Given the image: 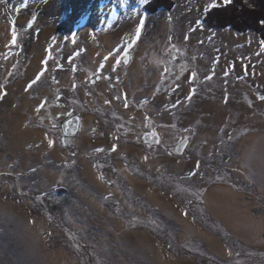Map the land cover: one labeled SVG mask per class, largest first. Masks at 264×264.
<instances>
[{"label": "rangeland", "instance_id": "374dc122", "mask_svg": "<svg viewBox=\"0 0 264 264\" xmlns=\"http://www.w3.org/2000/svg\"><path fill=\"white\" fill-rule=\"evenodd\" d=\"M92 1L0 0L4 29L0 32V89L7 87L12 94L31 89L34 98L42 88L52 94L43 99L51 103L49 110L54 104L65 110L69 105L76 108L70 102L73 98L53 95L54 78L63 74L65 66L73 67L76 75L77 64L84 62L89 50L112 55L119 48L121 56L128 51V59L120 63L126 70L134 54L143 51L147 73L158 71L163 78V86L158 85L163 91V144L173 143L174 156H187L197 165L194 178L159 174L152 181L161 191L179 194L184 209L193 212L205 229L210 228L227 252L211 251L197 238L178 240L177 226L165 219L160 206L135 198L113 172L117 158L111 154L89 156V160L106 184L121 187L132 198L134 209L90 184L82 172L85 156H79V148L70 144L79 132L66 136L62 124L67 119L56 114L45 119L50 126L42 118H31L30 124L55 136L58 149L68 142L70 159L54 160L47 150L42 153V145L39 152L31 146L35 156H28L30 160L12 153L2 156L0 145V158L6 159L0 165V264H264V229L257 225L264 217V173L260 176L253 167V162L264 167V53L259 34L205 26L202 16L212 0H175L172 10L154 14L143 10L148 0H125L126 8L122 0H113L121 10L114 19L103 16L105 0L100 5ZM44 32L49 35L39 42ZM134 36L139 40L127 49ZM30 37L33 41L28 46L24 41ZM38 74L40 80L28 87ZM119 99L125 103L126 98ZM5 103L1 111L7 109ZM100 119L105 127L98 136L106 127L117 133L126 130L127 124L119 127V117L111 113ZM120 135L124 141V134ZM151 151L155 157V148ZM45 169L57 179L44 184ZM222 181L238 186L237 207L256 222L249 224L253 241L240 239L209 220L210 214L197 202L204 191Z\"/></svg>", "mask_w": 264, "mask_h": 264}, {"label": "crops", "instance_id": "0c3cea01", "mask_svg": "<svg viewBox=\"0 0 264 264\" xmlns=\"http://www.w3.org/2000/svg\"><path fill=\"white\" fill-rule=\"evenodd\" d=\"M109 41L108 39L107 42ZM103 52L100 51L98 54L95 49L89 50L86 61L77 64L80 70L78 74L75 75L73 67L65 66L63 74L59 78H54L53 87L56 94L53 95L58 99L73 98L74 101L70 102L75 104L76 108L69 105L68 110H65L54 104L49 110L51 103L43 99L52 94L42 88L40 94L34 98H31V89L15 90V94H12L13 90L7 87L0 89V145L4 152L2 156L12 153L13 156H26L27 160H30L28 156H35L33 151L30 152L31 146H37L39 152L42 145V153L47 150L54 160L64 161L65 157L66 160L70 159L68 142H64L65 148L58 149L56 137L47 133L44 128L33 127L30 119L39 121L42 118L43 123H46L45 119H50L52 115L57 114L59 117H65L66 120L74 114L79 117L80 131L78 137L70 141V144L79 148V156H85L81 161L82 172L90 184L107 190V193L115 196L119 202L123 204L126 202L129 209H134L132 198H127L121 187L106 184L104 179H101L103 176L96 170V164L89 160V156L108 154L115 156L117 158L115 168H111L113 172L127 183L135 198L142 197L160 206L165 219L177 226L178 240L182 242L188 238L201 239L208 244L211 251L225 254L227 251L222 241L213 235L210 228L207 230L201 226L193 212L184 209L179 194L172 190L161 191L152 181V177H158L159 174L171 179L194 178L195 175L192 173L194 168H197L195 162L187 156H174L171 151L173 143L170 146L165 142L163 144V123L160 122L163 118V91L158 87L160 83L163 86L162 74L158 71L147 73V66L142 64L143 51L134 54L126 70L121 65L116 66L115 56ZM102 64L103 72L98 69ZM97 72L104 74L98 75ZM77 80L79 84L75 87ZM117 97L128 99L130 105L125 108V103ZM4 103L7 109L1 111ZM78 103H82V107ZM45 107L48 111L46 114ZM107 113L119 117V127L123 128L124 124H127L126 130L122 133L118 130L117 133L111 127H106L102 135L98 136V131L105 127L100 117L106 116ZM120 134H124V141L120 140ZM249 138L251 143L255 142L253 136ZM50 141L52 143H49ZM144 143L148 145L147 150ZM261 145V150L264 152V137ZM153 148H155V157L151 151ZM3 160L6 161L5 158H0V165ZM253 163L254 169L260 176L263 175L264 167L260 168L258 164ZM130 165L133 168H130ZM24 167L26 165L22 163L20 168L24 169ZM48 171L47 169L43 171L44 184L57 179ZM237 189V185L227 181L215 183L198 197L197 202L206 208L210 214L209 220L230 229L240 239L253 241L254 234L250 231L249 224L256 222H251L249 215L242 213L243 211L237 207L238 197H241ZM257 225L259 229H264V217Z\"/></svg>", "mask_w": 264, "mask_h": 264}, {"label": "trees", "instance_id": "16d2710c", "mask_svg": "<svg viewBox=\"0 0 264 264\" xmlns=\"http://www.w3.org/2000/svg\"><path fill=\"white\" fill-rule=\"evenodd\" d=\"M175 3V0H148L143 10L150 14L157 13L162 9L168 12L174 8ZM221 5L204 12L202 21L205 26L223 29L231 28L237 34L255 32L259 34L261 40H264V24L261 23V21H264V0H232V3L226 6ZM109 30L107 29L105 32ZM32 41L33 38L30 37L24 43L28 42L29 46ZM78 84L77 80L75 87ZM36 203L40 205L41 202L36 200ZM107 205L113 207L110 203H107Z\"/></svg>", "mask_w": 264, "mask_h": 264}, {"label": "snow or ice", "instance_id": "6c2138e0", "mask_svg": "<svg viewBox=\"0 0 264 264\" xmlns=\"http://www.w3.org/2000/svg\"><path fill=\"white\" fill-rule=\"evenodd\" d=\"M230 3H232V0H222V4H223L224 6H226L227 4H230ZM122 6H125V8H126L125 0H122ZM220 6H222V5H221V3L218 2V0H212V2H211L210 4H208V6H207V8L205 9V11H208V10H210V9H212V8L220 7ZM25 7H26V5H25ZM112 15H113V17H116L117 14L115 13V10H113ZM261 23L264 24V21H261ZM138 30H139V31L141 32V34H142V27H141L140 29H138ZM93 35H95V34H93ZM16 37H17V33H16L15 29H13V32H12V41H11V43H12L13 45H15V44L17 43V39H16ZM134 40L137 42V41L139 40V38H138L137 36H134V37L132 38V40L127 44V49H131V48L136 44V43H133ZM72 42H73L74 44L76 43V36H75V34L72 36ZM260 51H261L262 53H264V40L261 41V49H260ZM112 55L118 57V58L116 59V66H119V65H120V63H121V59H123V60H127V59H128V51H124L123 54H122V56H121V55H120V49H119V48H116V49L113 51ZM105 60H107V57H105ZM44 63H46V61H45ZM103 68H104V65L102 64V65L100 66V70L103 71ZM113 70H115V68H114ZM192 75H193V80H194L196 74L193 73ZM225 75L227 76V75H228V72H225ZM40 78H41V75L38 74V75L36 76L35 80L32 81V83H30V84L28 85V87H31L32 84H34V83H36L37 81H39ZM109 79H110V78H109ZM193 92H194V90H193ZM117 99H119V97H117ZM186 99L191 100V97H186ZM262 99H264V96H262ZM105 103H108V101H105ZM145 103H147V101H145ZM124 106H125V108L128 107L127 99H125V105H124ZM174 107H175V105H174ZM49 143H52V142L50 141ZM98 151H103V149H98ZM192 174L195 175V173H192ZM101 179H103V177H101Z\"/></svg>", "mask_w": 264, "mask_h": 264}, {"label": "bare ground", "instance_id": "6f19581e", "mask_svg": "<svg viewBox=\"0 0 264 264\" xmlns=\"http://www.w3.org/2000/svg\"><path fill=\"white\" fill-rule=\"evenodd\" d=\"M92 2L93 3L95 2L96 4H99V5L101 4V0H93ZM115 4L116 3L113 0H105L104 7H102V8H103V16L106 17V19H112V18L114 19L113 15H112L113 10H115V13L117 14L116 16H119L121 14L120 8L115 6ZM2 30H4V29L2 27H0V32ZM5 31H6V28H5ZM6 32H8V31H6ZM50 34H51V32H50ZM48 35H49V32H44V34H43V36L39 42L43 41V39H45ZM8 37L10 38L9 33H8Z\"/></svg>", "mask_w": 264, "mask_h": 264}, {"label": "water", "instance_id": "95a60500", "mask_svg": "<svg viewBox=\"0 0 264 264\" xmlns=\"http://www.w3.org/2000/svg\"><path fill=\"white\" fill-rule=\"evenodd\" d=\"M79 117L74 116L73 118L67 119L63 124H62V129L63 132L66 136H74L79 132Z\"/></svg>", "mask_w": 264, "mask_h": 264}]
</instances>
